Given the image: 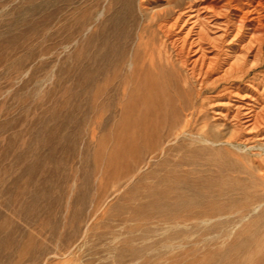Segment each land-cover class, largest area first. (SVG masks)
Here are the masks:
<instances>
[{"label":"rangeland","instance_id":"obj_1","mask_svg":"<svg viewBox=\"0 0 264 264\" xmlns=\"http://www.w3.org/2000/svg\"><path fill=\"white\" fill-rule=\"evenodd\" d=\"M166 5L0 0V264H264V32L216 89L134 72Z\"/></svg>","mask_w":264,"mask_h":264},{"label":"bare ground","instance_id":"obj_2","mask_svg":"<svg viewBox=\"0 0 264 264\" xmlns=\"http://www.w3.org/2000/svg\"><path fill=\"white\" fill-rule=\"evenodd\" d=\"M162 1L167 5L151 14V18L154 20L152 24L156 25V28H152L150 32L152 40L161 33L164 37V46L161 48L147 45L142 47L138 44L131 62V69L134 72L139 69L159 75L162 71H182L185 72L189 79L198 83L202 90L216 89L222 81L234 76L245 77L247 75L249 70L245 68V62L243 61L245 50L251 49L254 43L260 40L261 33L264 32V0H188L187 2H182V0H154L157 3ZM143 5L142 8L147 9V5ZM225 17L229 21L228 23L223 22L225 26L223 28L219 24L222 23L220 20ZM229 22H232L233 29L230 28ZM215 26L221 31H219L220 34L218 36L213 37ZM249 27H252L253 31L247 38L248 40H246L244 36ZM230 36H232V39L228 44L240 42L238 45L241 46V50H239L242 54L233 60L230 58V52H226V59L220 63V52L224 51L223 49L225 48H222L221 44L222 42L227 43V39ZM139 38L142 42L144 38L142 33ZM168 41L174 53L168 48ZM227 50L231 49L227 48ZM142 52L144 53L145 62L143 65H139L137 57ZM218 70L221 73H219V76L217 74ZM216 74L217 77L210 81ZM247 86H245V89L247 88L255 94H261L257 87L258 85L254 81L248 83ZM236 89H238L236 92L229 90L230 94L234 93L239 99L252 97L249 94H241L242 86L238 85ZM240 101L246 103V100ZM228 103L230 104L231 102ZM247 110L246 116H244L246 117L245 128L249 132L256 131L264 123V106L259 111L253 108H247ZM190 113L191 117L186 121L187 126L191 123L195 111L192 110ZM206 213L199 211L195 215L205 217L204 214Z\"/></svg>","mask_w":264,"mask_h":264}]
</instances>
